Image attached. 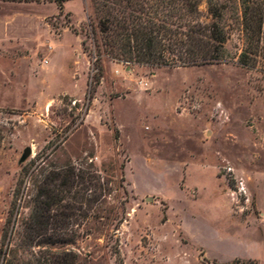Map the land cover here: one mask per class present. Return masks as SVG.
Wrapping results in <instances>:
<instances>
[{
  "label": "rangeland",
  "instance_id": "rangeland-1",
  "mask_svg": "<svg viewBox=\"0 0 264 264\" xmlns=\"http://www.w3.org/2000/svg\"><path fill=\"white\" fill-rule=\"evenodd\" d=\"M100 1L0 0V248L45 176L73 166L102 187L52 247L78 264H264V33L244 66L241 1L201 0V19L222 12L223 61L123 62L104 52Z\"/></svg>",
  "mask_w": 264,
  "mask_h": 264
},
{
  "label": "trees",
  "instance_id": "trees-1",
  "mask_svg": "<svg viewBox=\"0 0 264 264\" xmlns=\"http://www.w3.org/2000/svg\"><path fill=\"white\" fill-rule=\"evenodd\" d=\"M4 1H51L63 12L68 0ZM240 1L248 36L240 62L250 67L254 65L251 55L258 52L263 38L264 1ZM200 2L101 0L97 18L105 54L118 61L155 66L186 67L223 61L228 35L220 22L222 12L217 5L210 4L212 19L203 20ZM82 44L85 45V40ZM96 56L100 59L102 53L99 51ZM95 177L77 172L73 166L50 171L33 197L32 210L23 221L17 241L11 239L5 248H0V264H78L73 251H56L52 247L72 242L75 233L69 229V224L77 215L76 203L92 202L86 194L89 187L102 190L101 185L94 182Z\"/></svg>",
  "mask_w": 264,
  "mask_h": 264
},
{
  "label": "crops",
  "instance_id": "crops-1",
  "mask_svg": "<svg viewBox=\"0 0 264 264\" xmlns=\"http://www.w3.org/2000/svg\"><path fill=\"white\" fill-rule=\"evenodd\" d=\"M71 1H75V0H68V1H66L65 3H64V9H66V10H68V11H71L73 14H74V11H73V9L71 8V7H69V3L71 2ZM52 3H55V2H52ZM56 4V3H55ZM56 6H57V8H58V10H59V7H58V5L56 4ZM60 11V10H59ZM87 18H89V15L88 14H86L84 17H83V19H87ZM66 29H68V28H66ZM69 30V29H68ZM66 31V30H65ZM78 35V34H77Z\"/></svg>",
  "mask_w": 264,
  "mask_h": 264
},
{
  "label": "water",
  "instance_id": "water-1",
  "mask_svg": "<svg viewBox=\"0 0 264 264\" xmlns=\"http://www.w3.org/2000/svg\"><path fill=\"white\" fill-rule=\"evenodd\" d=\"M31 153H32L31 147H27L23 153L22 159L29 157L31 155Z\"/></svg>",
  "mask_w": 264,
  "mask_h": 264
}]
</instances>
